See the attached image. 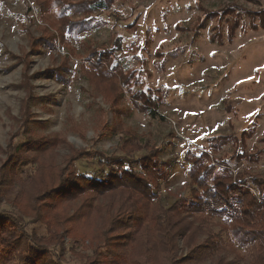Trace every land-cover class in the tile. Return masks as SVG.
Returning <instances> with one entry per match:
<instances>
[{
    "label": "rangeland",
    "instance_id": "1",
    "mask_svg": "<svg viewBox=\"0 0 264 264\" xmlns=\"http://www.w3.org/2000/svg\"><path fill=\"white\" fill-rule=\"evenodd\" d=\"M53 1L0 0V212L13 204L38 218L33 208L45 211V200L29 198L40 182L28 177L45 168L46 179L52 174L56 180L75 150L117 155L122 132H101L102 121L113 125L116 112L84 72L86 57L116 37L124 42L116 54L120 65L134 71L131 90L159 96L156 118L139 111L128 91L117 114L169 163L159 193L165 203L188 190L186 150L207 149L213 137L246 135L252 161L232 163L264 178V0H117L92 15L106 24L79 40L64 34L59 22L80 20L81 13L60 18V0ZM56 139L51 153L23 146L36 140L45 149ZM233 150L226 144L216 157Z\"/></svg>",
    "mask_w": 264,
    "mask_h": 264
},
{
    "label": "trees",
    "instance_id": "2",
    "mask_svg": "<svg viewBox=\"0 0 264 264\" xmlns=\"http://www.w3.org/2000/svg\"><path fill=\"white\" fill-rule=\"evenodd\" d=\"M116 1L73 5L54 0L60 18L72 12L82 18L59 22V28L79 40L83 32L106 24L92 15L112 9ZM114 41L97 46L86 57L83 71L116 112L115 123L102 121L101 132H122L117 155L73 150L56 180L52 174L46 179L45 168L39 176L28 174L30 182H40L38 189L28 191L29 198L41 196L45 211L33 208L38 216L34 218L25 207L11 204L21 217L9 208L0 212V264H264V178L232 163L252 161L246 156V135L213 137L207 149H187L183 161L188 192L165 203L159 193L169 177V163L161 161L157 145L127 127L117 114L124 110L121 103L128 91L139 111L156 118L159 96L131 90L134 71L124 70L116 55L124 42L119 37ZM58 139L46 142L45 149L36 140L23 146L25 151L51 153ZM229 143L233 154L217 158Z\"/></svg>",
    "mask_w": 264,
    "mask_h": 264
}]
</instances>
